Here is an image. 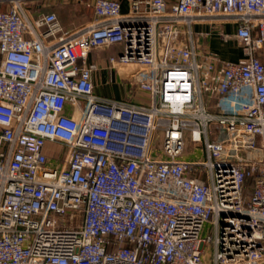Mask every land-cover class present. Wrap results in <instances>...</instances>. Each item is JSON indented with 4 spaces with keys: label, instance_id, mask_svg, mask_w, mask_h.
Here are the masks:
<instances>
[{
    "label": "built area",
    "instance_id": "1",
    "mask_svg": "<svg viewBox=\"0 0 264 264\" xmlns=\"http://www.w3.org/2000/svg\"><path fill=\"white\" fill-rule=\"evenodd\" d=\"M36 1L0 0V264H264V0H95L72 31ZM226 22L236 61L198 49ZM111 44L127 98L95 92Z\"/></svg>",
    "mask_w": 264,
    "mask_h": 264
},
{
    "label": "crops",
    "instance_id": "2",
    "mask_svg": "<svg viewBox=\"0 0 264 264\" xmlns=\"http://www.w3.org/2000/svg\"><path fill=\"white\" fill-rule=\"evenodd\" d=\"M95 0H37L35 3L28 6L32 16H36L42 12L53 11L64 30L72 31L78 27L87 25L98 19L94 11ZM121 3V11L129 13L134 1L141 2L144 9L146 0H118ZM169 4L176 3L178 0H167ZM4 4H0V10L5 9ZM224 31L231 37L223 39L219 35V28L212 23H195L194 30L198 33V49L205 48L218 53L222 58L236 61L242 55V48L235 39L236 24L226 22L223 25ZM203 32V33H202ZM210 32V35L205 33ZM121 45V44H120ZM115 46L116 50H120L121 46ZM109 46V45H108ZM100 49L92 50L87 58L88 62H96L99 66L93 73L95 84V92L106 98L123 99L127 98L130 89V83L122 78L125 71H130L129 68L121 66L111 67L108 64L107 56L101 55ZM258 57L264 62V45L257 52ZM133 76V74H132ZM134 101H140L148 97L145 92H136Z\"/></svg>",
    "mask_w": 264,
    "mask_h": 264
},
{
    "label": "rangeland",
    "instance_id": "3",
    "mask_svg": "<svg viewBox=\"0 0 264 264\" xmlns=\"http://www.w3.org/2000/svg\"><path fill=\"white\" fill-rule=\"evenodd\" d=\"M117 45H120V44H111L109 46L107 45H104V46H101V47H96L94 49H100L101 50V55L103 56H107L110 57V55H115L117 56L120 52H122L123 50V46H121L120 50L118 51V49L116 50L115 46ZM108 64H109V58H108ZM122 78L127 81L128 83H133V84H137V80L135 77L132 76V71H125L124 74L122 75ZM203 146V144H202ZM260 146V145H259ZM194 148V143L192 142L191 138H190V135H188V139H187V149L188 151H192ZM257 154V150H254V151H248V155L249 156H254ZM199 157H201L203 155V151L200 149V152H199ZM242 196H243V199H244V206L247 207V199L251 196V191L249 189V187H246L244 190H243V193H242ZM69 217H67L68 219ZM74 222H71L70 221V226L73 225ZM207 232H208V229H207Z\"/></svg>",
    "mask_w": 264,
    "mask_h": 264
}]
</instances>
